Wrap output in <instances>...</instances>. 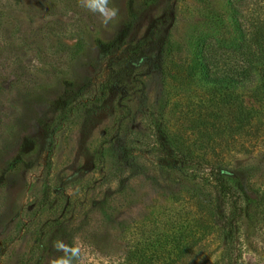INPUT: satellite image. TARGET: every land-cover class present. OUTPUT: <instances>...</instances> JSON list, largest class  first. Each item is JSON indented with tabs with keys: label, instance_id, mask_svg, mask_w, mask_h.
I'll use <instances>...</instances> for the list:
<instances>
[{
	"label": "rangeland",
	"instance_id": "374dc122",
	"mask_svg": "<svg viewBox=\"0 0 264 264\" xmlns=\"http://www.w3.org/2000/svg\"><path fill=\"white\" fill-rule=\"evenodd\" d=\"M127 2L110 0L119 16L104 26L79 0H0V171L22 141L37 143L0 184V264H49L59 255L53 242L73 238L86 264H119L131 244L162 241L178 227L195 247L177 264H214L226 240L206 224L220 227L224 203L203 177L208 166L264 186L263 130L252 140L225 129L214 148L207 144L208 122L233 124L234 104L227 114L210 99L200 48L203 39L236 42L232 0ZM235 2L246 25L264 16V0ZM122 30L125 44L99 50L97 39ZM143 43L135 63L128 51ZM257 84L229 91L251 107ZM156 125L175 140L177 168L158 159ZM246 229L242 264H264V226Z\"/></svg>",
	"mask_w": 264,
	"mask_h": 264
},
{
	"label": "trees",
	"instance_id": "16d2710c",
	"mask_svg": "<svg viewBox=\"0 0 264 264\" xmlns=\"http://www.w3.org/2000/svg\"><path fill=\"white\" fill-rule=\"evenodd\" d=\"M135 2L136 0H128V8L133 9ZM232 2L233 24L237 31L236 42L229 41L223 44L219 43L217 39L205 41L203 39L200 48L199 73L204 78V82L215 92L210 99L223 104L219 110L221 111L222 107L226 108L227 114L232 103L234 104L231 117L233 124L226 119L219 124L216 121L208 122L211 129L207 132L206 138L207 144L211 148H214L215 141L220 138L221 131L225 129H229L230 134H249L252 140L258 138L259 132L261 136H263L261 131L264 132V119L261 117V114H264V16L261 18L253 16L246 25L242 20L244 14L241 6L238 2ZM258 6H264V2ZM126 36L127 31L122 30L113 40L97 39L96 44L104 54L110 53L125 44ZM145 44L135 46L128 51L135 56V60H132L135 63H140L144 56ZM231 48L233 53H238L241 56L240 61L232 60L233 54L228 53V49ZM219 64H223V67L219 68ZM254 81H258L252 94L254 106L248 107L238 93L231 94L229 91L232 84ZM229 99H232V102ZM52 103L57 108H65V101L60 98L52 100ZM219 110L216 109L215 114H221ZM40 121L43 127H46L45 121ZM209 126H207V130H209ZM154 127L155 150L160 163L177 168L182 161L179 160L180 152L176 149L171 132L166 126L156 125ZM36 145L37 143L31 139L20 143L17 153L5 162L2 171H0V184L11 171L23 166L25 157L36 148ZM208 167L209 171L203 177L214 183L218 190V196L224 203L221 208L223 215L220 227L218 228L219 223L216 220H213L211 224H206L207 234L217 229L226 240L225 249L221 256L214 261V264H242L241 257L245 244L243 231L247 230V226L254 230H260L264 226V186L254 185L252 180H248L249 177L229 176L225 172V168ZM183 233L185 230L178 227L162 236L163 239L159 238L162 241L153 243L142 241L131 244L124 252L119 264H177L186 258L190 250L195 247L194 243L181 242Z\"/></svg>",
	"mask_w": 264,
	"mask_h": 264
},
{
	"label": "clouds",
	"instance_id": "9594fccd",
	"mask_svg": "<svg viewBox=\"0 0 264 264\" xmlns=\"http://www.w3.org/2000/svg\"><path fill=\"white\" fill-rule=\"evenodd\" d=\"M79 4L87 11L98 15L104 26L110 25L119 16V9L112 6L110 0H79ZM72 194V190L69 189V195ZM52 248L59 255L50 258L49 264H86L87 253L79 238H73L71 244L57 239L53 242Z\"/></svg>",
	"mask_w": 264,
	"mask_h": 264
}]
</instances>
